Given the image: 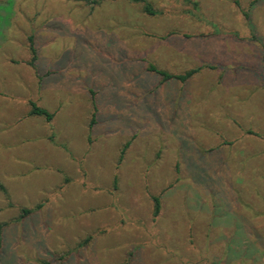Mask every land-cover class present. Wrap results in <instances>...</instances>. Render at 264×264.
I'll return each instance as SVG.
<instances>
[{
    "label": "rangeland",
    "instance_id": "374dc122",
    "mask_svg": "<svg viewBox=\"0 0 264 264\" xmlns=\"http://www.w3.org/2000/svg\"><path fill=\"white\" fill-rule=\"evenodd\" d=\"M92 1L0 0V264H264V0Z\"/></svg>",
    "mask_w": 264,
    "mask_h": 264
},
{
    "label": "trees",
    "instance_id": "16d2710c",
    "mask_svg": "<svg viewBox=\"0 0 264 264\" xmlns=\"http://www.w3.org/2000/svg\"><path fill=\"white\" fill-rule=\"evenodd\" d=\"M102 1H106V0H93L91 3L96 5V4H99ZM109 1H117V0H109ZM127 1L132 2V3H142L143 4V12L146 13V14L155 15V13H156L153 10V8L151 7V5L145 0H127ZM185 2H189V0H185ZM28 49H29L30 54H31V60H30V62L28 64L30 66H32L33 68H35V62L37 60V51L35 49V45H34V41H33V37L32 36H30L28 38ZM200 69L201 68L191 69V70L185 71L183 74H171V73H168L166 71L159 70L158 68H156L152 64H150L148 66V71L153 72V73L157 74L158 76H160L161 79H162V82L175 80V81H178L180 83H184V82L188 81ZM30 106H31V109H30L29 115L38 116V117H44L47 121H50L53 118V114L52 113L48 112L44 108L38 107L35 103L31 102ZM94 115L95 114H93V117L91 119L90 126H92L93 123H94ZM127 147H128V143H126L124 145V148L121 151V157H122V154L124 153V151H125V149ZM0 191L4 195H6L5 189L3 188V186L1 184H0ZM153 202H154L153 216L156 217L158 215L159 209H160L158 197H153ZM39 207L40 206H38L37 208H39ZM32 212H33V210H31V209H23L22 212H21V217H26L29 214H31ZM0 241H1V228H0Z\"/></svg>",
    "mask_w": 264,
    "mask_h": 264
}]
</instances>
